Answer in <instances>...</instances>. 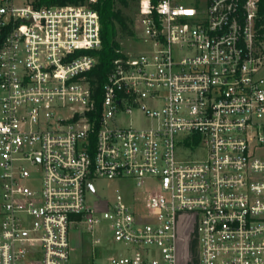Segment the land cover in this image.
Masks as SVG:
<instances>
[{
    "label": "built area",
    "instance_id": "1",
    "mask_svg": "<svg viewBox=\"0 0 264 264\" xmlns=\"http://www.w3.org/2000/svg\"><path fill=\"white\" fill-rule=\"evenodd\" d=\"M98 3L0 0V264H70L82 225L128 247L101 264H178L192 215L198 264H264V0H137L99 93Z\"/></svg>",
    "mask_w": 264,
    "mask_h": 264
},
{
    "label": "rangeland",
    "instance_id": "2",
    "mask_svg": "<svg viewBox=\"0 0 264 264\" xmlns=\"http://www.w3.org/2000/svg\"><path fill=\"white\" fill-rule=\"evenodd\" d=\"M18 7H24V4H17ZM125 14L132 19V28L137 32V7L131 6L125 9ZM134 38L124 37L122 42V51L136 53ZM148 45L140 42L137 45V52L143 51ZM122 124L126 127L133 126L140 128L143 125L142 120L137 115L133 117H121ZM196 159V158H192ZM131 182H117L106 179H95L93 181L95 194L87 193V204L93 208L104 207V201H111L118 194H129L133 187H127ZM133 185V184H132ZM196 216L181 218L179 227V261L178 264H198V243L195 231ZM95 240H107L103 243V247H92V237L87 232L86 226H80L79 229L72 228V244L74 250L72 252L70 264H101L107 257L118 256L124 254L128 247L115 243L112 236H107L104 233H97Z\"/></svg>",
    "mask_w": 264,
    "mask_h": 264
},
{
    "label": "trees",
    "instance_id": "3",
    "mask_svg": "<svg viewBox=\"0 0 264 264\" xmlns=\"http://www.w3.org/2000/svg\"><path fill=\"white\" fill-rule=\"evenodd\" d=\"M36 5L64 6L83 5L88 0H35ZM137 0H99L96 8L101 15L102 47L91 52L98 60L97 66L89 73V80L96 86V92L101 91L113 60L118 57L116 50L119 48L118 38L134 35L132 19L125 14V9L136 6Z\"/></svg>",
    "mask_w": 264,
    "mask_h": 264
}]
</instances>
